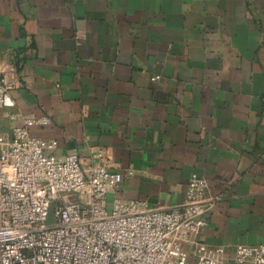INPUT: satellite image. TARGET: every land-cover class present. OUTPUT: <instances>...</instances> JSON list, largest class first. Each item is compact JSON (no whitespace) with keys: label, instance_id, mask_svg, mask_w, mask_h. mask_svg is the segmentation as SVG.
I'll list each match as a JSON object with an SVG mask.
<instances>
[{"label":"crops","instance_id":"0c3cea01","mask_svg":"<svg viewBox=\"0 0 264 264\" xmlns=\"http://www.w3.org/2000/svg\"><path fill=\"white\" fill-rule=\"evenodd\" d=\"M2 75L0 136L48 117L54 156L123 175L109 200L170 209L196 174L215 203L190 242L223 264L264 243V0H0Z\"/></svg>","mask_w":264,"mask_h":264},{"label":"built area","instance_id":"2783aa9c","mask_svg":"<svg viewBox=\"0 0 264 264\" xmlns=\"http://www.w3.org/2000/svg\"><path fill=\"white\" fill-rule=\"evenodd\" d=\"M17 87L0 76V108L14 107ZM9 119L11 136H0V264H223L224 247L190 242L215 203L203 178L192 174L183 202L166 210L109 200L121 173L75 154L54 156L55 140L29 133L48 117ZM229 261L264 264V243L234 247Z\"/></svg>","mask_w":264,"mask_h":264}]
</instances>
